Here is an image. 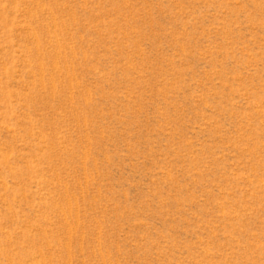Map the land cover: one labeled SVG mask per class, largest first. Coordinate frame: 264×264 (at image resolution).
<instances>
[{
  "label": "rangeland",
  "instance_id": "obj_1",
  "mask_svg": "<svg viewBox=\"0 0 264 264\" xmlns=\"http://www.w3.org/2000/svg\"><path fill=\"white\" fill-rule=\"evenodd\" d=\"M0 264H264V0H0Z\"/></svg>",
  "mask_w": 264,
  "mask_h": 264
}]
</instances>
